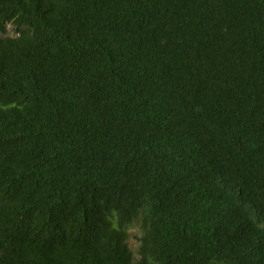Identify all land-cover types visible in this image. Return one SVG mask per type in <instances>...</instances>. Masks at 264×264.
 I'll return each mask as SVG.
<instances>
[{"label":"trees","instance_id":"trees-1","mask_svg":"<svg viewBox=\"0 0 264 264\" xmlns=\"http://www.w3.org/2000/svg\"><path fill=\"white\" fill-rule=\"evenodd\" d=\"M0 264H264V0H0Z\"/></svg>","mask_w":264,"mask_h":264},{"label":"rangeland","instance_id":"rangeland-1","mask_svg":"<svg viewBox=\"0 0 264 264\" xmlns=\"http://www.w3.org/2000/svg\"><path fill=\"white\" fill-rule=\"evenodd\" d=\"M130 231H131V235L129 236V243L132 248H136V246L138 245V241H137V235L139 234L138 227L136 225H133L131 226Z\"/></svg>","mask_w":264,"mask_h":264}]
</instances>
